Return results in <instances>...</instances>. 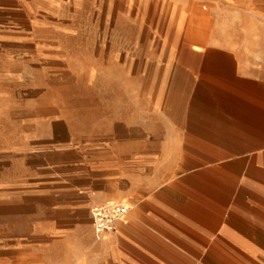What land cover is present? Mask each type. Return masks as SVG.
Returning a JSON list of instances; mask_svg holds the SVG:
<instances>
[{"label":"crops","instance_id":"1","mask_svg":"<svg viewBox=\"0 0 264 264\" xmlns=\"http://www.w3.org/2000/svg\"><path fill=\"white\" fill-rule=\"evenodd\" d=\"M158 1L161 15L175 17L176 32L209 34L185 51L190 56L169 62L191 96L174 143L191 146L184 159L199 164L151 168L149 148H132V168L119 173L108 163L72 162L83 152L51 139L44 168L7 181L1 168L20 147L0 129V210H14L15 240L0 264H264V0ZM200 1L209 11L205 24ZM131 57L142 63L133 76L149 96L151 58ZM134 117L119 126L131 145H148V122ZM106 202L128 211L97 239L90 210Z\"/></svg>","mask_w":264,"mask_h":264},{"label":"rangeland","instance_id":"2","mask_svg":"<svg viewBox=\"0 0 264 264\" xmlns=\"http://www.w3.org/2000/svg\"><path fill=\"white\" fill-rule=\"evenodd\" d=\"M159 7L158 0H0V129L20 147L1 168L2 178L13 181L44 168L51 139L83 152L72 162L91 168L108 163L119 173L132 168V148H149L151 168L199 164L184 159L191 146L174 143L191 96L177 86L169 62L181 51L192 52V45H204L209 34L176 32L175 17L161 15ZM208 12L198 2L203 24ZM189 20L183 19V29ZM146 53L149 96L142 95L141 77L133 76L142 63L131 57ZM133 113L136 122H148V145H131L119 126ZM13 214L0 210V252H14Z\"/></svg>","mask_w":264,"mask_h":264},{"label":"built area","instance_id":"3","mask_svg":"<svg viewBox=\"0 0 264 264\" xmlns=\"http://www.w3.org/2000/svg\"><path fill=\"white\" fill-rule=\"evenodd\" d=\"M128 211L125 204L106 202L91 208L92 224L97 239L114 232L117 222L121 221Z\"/></svg>","mask_w":264,"mask_h":264},{"label":"bare ground","instance_id":"4","mask_svg":"<svg viewBox=\"0 0 264 264\" xmlns=\"http://www.w3.org/2000/svg\"><path fill=\"white\" fill-rule=\"evenodd\" d=\"M182 52V55L183 56H190V54H188L187 52H185V51H181Z\"/></svg>","mask_w":264,"mask_h":264}]
</instances>
